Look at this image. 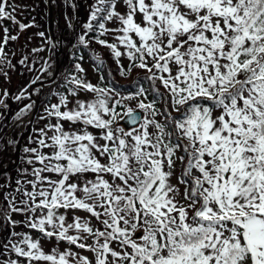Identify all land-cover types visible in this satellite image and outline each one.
<instances>
[{
    "label": "snow or ice",
    "instance_id": "snow-or-ice-1",
    "mask_svg": "<svg viewBox=\"0 0 264 264\" xmlns=\"http://www.w3.org/2000/svg\"><path fill=\"white\" fill-rule=\"evenodd\" d=\"M16 9L0 0V76L8 81L16 65L5 48L19 36L2 22L36 26L20 23ZM82 28L73 47L96 42L121 76L144 75L122 95L115 81H87L77 63L57 84V102L39 117L47 123L22 149V178L0 185V230L9 233L0 264H264V0H92ZM55 48L28 87L54 77ZM94 60L103 72L104 60ZM19 63L35 69L27 56ZM8 96L5 89L0 108H9ZM133 99L136 108L124 103ZM178 165L182 196L172 183ZM45 240L68 247L46 252Z\"/></svg>",
    "mask_w": 264,
    "mask_h": 264
},
{
    "label": "rangeland",
    "instance_id": "rangeland-1",
    "mask_svg": "<svg viewBox=\"0 0 264 264\" xmlns=\"http://www.w3.org/2000/svg\"><path fill=\"white\" fill-rule=\"evenodd\" d=\"M10 3L17 5L16 12L14 15L16 16V19L20 22L25 24V22L28 23H35V27H29L25 30L21 31L19 24H14V26L9 29V33L11 35H18L19 39L16 41H9L8 45L5 48V51L9 54V58L12 60V63L16 65L15 70H8V74L10 77V81L5 80L3 76H0V96L3 95V91L7 89L9 92V96L6 98V103H9L10 100L11 105H9L8 109L0 108V114H3L5 119L0 121V143H3L7 140H19L21 135H23L25 132H28V134L31 131L30 135H34L33 129H40L43 128L45 123L47 121H41L39 117L44 114V107L46 101L50 103H56L57 99L53 95V93L59 91L60 89L57 88V84L61 83L63 80V77L65 74L73 73L76 71L75 64L77 62L74 61L73 54L75 53V49L79 47V44H76L75 47H73V44L75 43V38L78 32L83 31V24L87 22L88 15H89V5L92 2V0H73L78 7L76 11L74 12L71 7H65L64 0H51V9H52V30L55 35V41L56 48H55V54L52 56L54 63V75L56 72L58 73V76L56 80L51 81L47 83L46 85H39L36 88H40V93L34 92V89L32 90V98L29 99H23L20 101L15 100L13 97L18 95L22 89H25L27 87V91L30 93V88L28 85L31 83L32 80L36 79V77L40 74L39 68L40 64L43 62V60L48 59L52 53L49 51L51 48V44L53 39L51 38L50 31L48 30V3L50 0H9ZM35 7H38L39 14L35 10ZM28 8L30 11H28ZM124 9L121 8V11ZM37 12V15H36ZM41 16V18H40ZM66 17L68 20H71L72 23L75 25V30L69 27L68 23L66 22ZM34 18V20H33ZM41 19V20H39ZM115 25L109 24V27H114ZM43 32L44 37H41L39 33ZM4 38V31L3 27H0V43H3ZM109 40V42H112L111 37H102ZM37 48H43L45 51L43 52H33V49ZM90 50L94 51V55H99L105 62L106 69L105 75L112 78V81H115V85H125V83H133L135 79L138 76H143L144 73L141 71H133L131 72L127 77L121 76L119 71H117V64L114 61L111 53L106 47H103L99 45L96 42H93L89 47ZM59 52V67L57 69V62H56V55L57 51ZM25 56L28 57V63L31 64L35 62V69L30 71L29 68L25 67L24 65H21L19 61L23 59ZM124 65L128 64L127 59H123ZM84 68L83 76L84 78L93 83V84H100L103 86V82H101V78L99 76L98 71H96L95 67L89 63L88 61H81L80 64ZM21 73H20V72ZM52 77H49L45 74L44 78L41 80H49ZM40 82V81H39ZM38 82V83H39ZM37 83V84H38ZM34 85V84H33ZM32 86V85H31ZM118 88V86L116 87ZM122 95H129L130 93L128 91H120ZM34 96V97H33ZM81 98H88V97H81ZM35 101V107L32 110L31 113L28 114V116L23 118V123H14L13 118L15 117L16 113L20 111V109L24 108L25 105L32 103ZM124 103L132 108H136V100L133 99L131 101H124ZM38 105V107L36 106ZM38 109V112L36 113ZM34 121L29 123V120H32L33 114H35ZM55 123V121H52ZM9 126L7 127V125ZM67 127V125H66ZM27 137V136H25ZM26 139V138H25ZM26 142L22 143L21 145V154L23 153V147L24 144L28 142V140H25ZM28 145V144H27ZM26 145V146H27ZM16 148L17 145L9 146L7 151L0 150V170L10 168V166H13L16 161ZM22 162V156H20V163ZM17 166V167H18ZM16 167V168H17ZM15 168V169H16ZM13 169V170H15ZM10 173V172H9ZM181 168L178 165L176 169V175L172 178V183L177 184L178 187H180V195H183V185H180L178 182L177 177L180 176ZM7 174V173H6ZM4 175V174H3ZM0 177V185H3V178L4 176ZM13 186L15 184V180L13 178H10ZM9 191L11 189H8ZM3 191H0V205L5 206L6 204L3 200ZM71 213H69V222H71ZM76 215L79 216H86V213L83 212H77ZM13 219L20 220L22 219L19 215H13ZM95 223V221H93ZM16 231L20 232L21 228L16 229ZM4 236H8V232L4 231ZM1 233H3V230H1ZM5 237H0V242L4 240ZM2 238V239H1ZM42 245L44 247V250L46 252H50L53 248H57L58 251L63 252L65 248L68 247L66 243H59L55 240L51 241H42ZM73 251H78V249L73 248ZM82 251V250H80ZM82 255L88 256L90 259H94L92 256V253L87 251H82Z\"/></svg>",
    "mask_w": 264,
    "mask_h": 264
},
{
    "label": "trees",
    "instance_id": "trees-1",
    "mask_svg": "<svg viewBox=\"0 0 264 264\" xmlns=\"http://www.w3.org/2000/svg\"><path fill=\"white\" fill-rule=\"evenodd\" d=\"M35 10L38 12V14H39V9H38V7H35ZM28 11H29V14H30V12H33V11H30L29 10V8H28ZM37 12H36V15H37ZM40 18H41V16H40ZM39 20H41V19H39ZM42 21V20H41ZM3 23V26L4 27H7V28H9L10 30H11V28L14 26V24L11 22V21H4V22H2ZM27 24H29L28 22H25V25H27ZM5 35V34H4ZM9 35H11V34H9ZM4 39V38H3ZM11 41V40H10ZM75 53L73 54V58H74V61L75 62H77V63H79V64H81V61H88L89 63H91L94 67H95V60H94V57H95V55H94V51L93 50H90L89 48H84L83 46H79V47H77L75 50ZM80 56H82L83 57V59L81 60V59H79V57ZM96 69V68H95ZM105 69H106V67H105ZM104 69V70H105ZM97 71V70H96ZM20 72V71H19ZM21 73V72H20ZM99 73V76H100V78H101V75H104L105 77H106V79L104 80V81H102L101 80V82H103V83H107V82H111L112 81V78L111 77H109V76H106L105 75V71H103V72H98ZM136 81H137V78L135 79V81H133V83H125V85H115V87H117L118 86V90L119 91H128L130 94H132V93H135L136 92V90H137V83H136ZM144 83V86L145 87H147L148 86V84H147V82H143ZM153 97L151 96V95H149L148 96V99L149 100H151ZM49 101V100H48ZM48 101H46V102H48ZM9 103H7V104H9V105H11V102H10V100L8 101ZM9 126V124L7 125V127ZM30 134H31V131H30V133L29 134H27L26 136L27 137H25L27 140H28V137L30 136ZM24 138V139H25ZM25 139V140H26ZM24 140V142H26ZM23 142V143H24ZM28 144V142L27 143H25L24 145L26 146ZM24 155L25 154H21V156H22V162H21V164L15 169V170H11L10 171V173H7V174H4L3 176H4V178H3V185L4 184H6L8 181H9V178H13V179H20V178H22L21 176H20V170L21 169H23V168H25V167H28V165H26L25 163H24V159H23V157H24ZM15 180V181H16ZM15 215V214H14ZM17 229H19V228H17ZM21 231H26V229H21ZM4 234H5V232L3 231V233H1V230H0V237H5L4 236ZM34 236L36 235L35 233L33 234ZM1 238V239H2Z\"/></svg>",
    "mask_w": 264,
    "mask_h": 264
},
{
    "label": "water",
    "instance_id": "water-1",
    "mask_svg": "<svg viewBox=\"0 0 264 264\" xmlns=\"http://www.w3.org/2000/svg\"><path fill=\"white\" fill-rule=\"evenodd\" d=\"M48 15H47V20H48V30L50 31V34H51V38L53 39V41L55 42V43H57L55 40V35H54V32H53V30H52V21H53V19H52V9H51V0H50V2L48 3ZM57 51V55H56V57H57V59H56V62H57V69H58V67H59V61H58V57H59V52L60 51H58V50H56ZM57 76H58V73L56 72V74L54 75V77H52V78H50L49 80H43V81H40L38 84H34V85H32L31 86V88H30V93H32V90L35 88V87H38L39 85H46L47 83H49V82H51V81H54V80H56V78H57ZM34 97V96H33ZM37 107H38V105H36ZM38 112V109H37V111H36V113ZM36 113L35 114H33V118H32V122L34 121V118H35V115H36ZM28 134V132H25L23 135H21V137H20V141H19V144L17 145V148H16V163L13 165V166H10V168H6V169H3V170H0V177L3 175V174H6V173H9L11 170H13V169H15L17 166H18V164L20 163V156H21V145H22V143L24 142V138H25V136Z\"/></svg>",
    "mask_w": 264,
    "mask_h": 264
}]
</instances>
